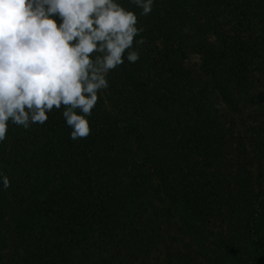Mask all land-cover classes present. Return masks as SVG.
Returning a JSON list of instances; mask_svg holds the SVG:
<instances>
[{"label":"trees","instance_id":"obj_1","mask_svg":"<svg viewBox=\"0 0 264 264\" xmlns=\"http://www.w3.org/2000/svg\"><path fill=\"white\" fill-rule=\"evenodd\" d=\"M140 59L72 140L0 143V264H264V0H155Z\"/></svg>","mask_w":264,"mask_h":264},{"label":"clouds","instance_id":"obj_2","mask_svg":"<svg viewBox=\"0 0 264 264\" xmlns=\"http://www.w3.org/2000/svg\"><path fill=\"white\" fill-rule=\"evenodd\" d=\"M129 2L147 16L155 0ZM138 24L121 0H0V143L10 125H43L54 109L72 140L87 138L110 72L140 59ZM0 185L10 187L2 171Z\"/></svg>","mask_w":264,"mask_h":264}]
</instances>
